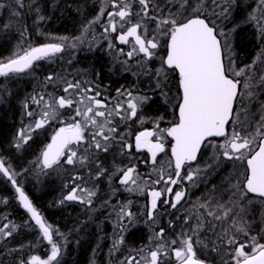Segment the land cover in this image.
<instances>
[{"label":"snow or ice","instance_id":"snow-or-ice-1","mask_svg":"<svg viewBox=\"0 0 264 264\" xmlns=\"http://www.w3.org/2000/svg\"><path fill=\"white\" fill-rule=\"evenodd\" d=\"M105 2L110 8L100 7L89 25L100 24L105 34H116L119 44L130 45L127 52L118 49L127 57L121 63L127 65L128 61L135 60L139 69L135 75L148 78L149 90L142 93L118 88L114 97L106 96L92 82L49 74L45 84L60 89L63 94L37 93L22 101L24 115L31 122L16 132L10 147L20 151L33 139V133L59 121L62 126L56 128L34 161L36 167L43 171L65 165L94 164L96 171L91 178L97 182L84 187L76 183L83 180L82 176H72L73 186L61 204L78 202L91 209L100 191L101 178H106L110 186L115 178L121 187H111L109 198L102 206L111 205L112 197L121 188L139 194L147 190L150 197L145 212L147 221L156 222L161 206L178 213L169 222V228L175 227V221L181 223V231L174 239H168L165 229L160 228L150 237L155 247L150 245L147 255H143L142 247L137 255H129L118 264H169L171 258L176 264H215L210 258L213 253L220 257V264H264V47L251 63L243 66L231 59L230 47L232 32L242 24L253 23L264 45V0ZM58 3L59 0H48L47 7L54 9ZM26 7L35 11V22L49 19L43 14L40 0H30L27 5L24 0H13L11 7L0 0V10L9 8L11 17L20 18ZM238 11L243 15L240 21H235ZM11 27V21L3 25L4 29ZM26 34L27 26L20 36L24 38ZM108 47L115 45L109 41ZM65 50L64 42L19 48L9 57H0V78L34 72L36 62L56 57ZM173 76L176 77L175 95L170 87ZM10 94L0 81V101ZM151 103L171 109L174 119L170 126H161L167 119L164 115L150 121L143 115L144 107ZM117 120L137 121L141 125L151 122L153 127L139 131L134 142L129 143L121 134ZM117 142L121 155L130 156L133 150L146 151L149 159L145 163L151 164L155 177L149 174L147 179L143 178L135 165L117 166L110 171L93 160L95 151L108 153ZM81 146H85L83 153L78 151ZM209 148L212 149L210 162L200 167L198 155L202 149ZM161 154L168 159L158 161ZM223 160L239 162L243 171L237 172L234 179L226 178L221 185H211L203 198L189 200L185 182L198 188L200 174L218 169ZM194 162L196 167L192 166ZM19 175L0 146V176L10 182L20 207L29 214V220L23 225L15 224L7 215L0 216V264H6V256L13 257L11 264H60L62 245L54 237L65 241L67 237L34 206L18 183ZM153 185L164 187L157 189ZM0 203L7 205L8 198H0ZM130 204L131 201H118L111 205L118 217L119 229L113 252L124 244L125 233L137 226L136 213L130 210ZM20 228L38 230V240L42 238L50 245L46 259L20 255L25 244L8 247Z\"/></svg>","mask_w":264,"mask_h":264},{"label":"trees","instance_id":"trees-1","mask_svg":"<svg viewBox=\"0 0 264 264\" xmlns=\"http://www.w3.org/2000/svg\"><path fill=\"white\" fill-rule=\"evenodd\" d=\"M2 2L9 5V7L13 6V0H2ZM47 2L48 0H40L43 14L49 17L44 22H35V11H31L27 7L22 10L23 15L20 18L11 17L9 8L0 10V57H9L14 51H18L19 48H27L29 45L35 46L50 43L55 39L61 41L59 39L61 37H68L67 41H62L67 43L71 39L82 36L84 45L75 52L76 57L71 60V63L63 59H60L57 63H49L47 60L39 61L35 66V71L30 72L32 73L30 80L24 79V77L27 78L26 75L28 73L10 79H1L3 86L7 87L11 93L3 96V100L0 101V146L3 148V154L14 170L17 172L22 171L20 172L21 175L17 177L18 183L28 193L45 220L67 237L66 247L63 252L65 259L60 264H118L119 261L129 255H137V250L142 247L145 249L143 255H147L148 247L150 245L155 247V244L150 240L155 231L164 228L168 239H174L176 233L181 231L180 221H175V227L169 228V222L173 221L174 216L178 215V213L167 209L166 206H161L156 222L152 223L147 221V216L145 215L147 205L144 193H130L120 190L112 197L111 205H116L118 201L120 203L131 201L129 207L132 212L136 213L138 223L136 227H131L125 233V242L119 246V251L113 252L112 245L118 238L119 229L117 228L118 217L112 206H102L103 202L109 198L107 193L111 191L107 180H105V183L98 182L100 191L98 197L94 199L91 209L78 202L65 201L63 204L60 203L63 196L73 186L72 176L80 175L85 179L84 176L87 175L89 177L88 183L85 181L84 184L81 180L76 182L84 187H91L94 183H97L91 178L96 171L95 165L92 164L85 167L65 165L59 169L41 171L34 163L40 154L37 152L38 148L50 140L51 129L62 126L59 121L53 122L46 130L33 133V139L20 151L10 147L16 132L31 122L30 118L24 115L22 101L37 93L55 92L57 95L63 94L60 89L45 84V78L49 74L64 76L67 73L66 77L69 79H81L86 82H92L98 85L99 90L106 96L114 97L116 89H118L122 81H125L128 89L142 93L149 90L147 77L139 76L138 79L133 76L129 77L131 72L137 73L139 71L137 67L129 68V72L125 71L124 68H121V65H114V59L112 58V60L106 52L100 53L94 50V44L89 43L93 39V33L91 32L96 27H98L96 30H102L99 25L88 27L89 21L97 16L98 8L102 1L92 6L90 4L91 0H59L54 9L47 7ZM248 2H252V0H248ZM24 3L27 5L30 0H24ZM242 15V12H236L234 20L240 21ZM9 21H11L12 27L4 29L3 25L9 23ZM25 26H27V34L22 38L20 32L24 30ZM231 26V24L227 25L228 28H231ZM152 27L151 22H149V28L151 29ZM243 27L244 24L232 32L231 38L237 37L238 48L243 51V54L249 55L253 47L254 34L242 29ZM86 29L89 30L88 36L90 38L82 34ZM89 45L93 49L88 50L87 46ZM128 49L130 50V46ZM66 52L67 50L62 54ZM125 57L123 55L122 59L124 60ZM140 80L139 85L134 87V84ZM5 81L7 82L5 83ZM143 81L146 84L145 88L143 87ZM174 81L175 76L172 77L170 85L173 95L176 94V81L175 83ZM32 107L39 111L35 105ZM144 108L143 115L146 118L151 119L157 115H164L169 123L174 119L171 109H165L160 103H151ZM117 123L121 134L125 135L127 142L133 143V137H128L127 135L130 136L132 131L138 130V122L131 121L126 124V122L117 120ZM148 126L153 127L151 122ZM80 148H84V146ZM89 151L95 150L90 149ZM96 153H99L97 158L95 157ZM164 159L167 160L168 157L165 156ZM93 160L102 163L109 170L117 166L125 167L131 165L138 166L142 170L141 163L140 165H136L137 163L133 164L134 158L132 156L120 154L118 142L113 144L108 153L95 151ZM203 166L204 164L201 165V167ZM227 166V164L220 166L217 178L213 176L206 177L204 182L207 181L208 185L205 187L199 186L196 193H193V189L190 188L189 200L194 202L198 198L197 196L203 198L204 195L201 193L203 188L207 190L211 185H221L231 174L235 177L232 170ZM150 167L152 168L151 165ZM24 169H27V171H24ZM212 170L208 169V172H212ZM237 172L238 170H236ZM151 174L155 177V173ZM113 182H115V178ZM187 185L189 183L187 182L186 184L185 182L184 187L189 188ZM4 197L8 198V204L0 203V216L7 215L9 220L17 225H23L25 221L29 220V214L20 207L19 201L16 199L14 188L6 178L0 176V198ZM38 236V230L20 228L15 234V239L9 241L8 247L25 244L26 247L20 255L29 257L38 254L46 257L48 253L47 243L42 238L38 240ZM197 247L199 248L198 245ZM210 258L215 264H220V257L216 256V254L213 253ZM12 259V256H6V264H11ZM169 264H176L175 259L171 258Z\"/></svg>","mask_w":264,"mask_h":264},{"label":"rangeland","instance_id":"rangeland-1","mask_svg":"<svg viewBox=\"0 0 264 264\" xmlns=\"http://www.w3.org/2000/svg\"><path fill=\"white\" fill-rule=\"evenodd\" d=\"M100 1H102V3H104V4H102L101 3V5H100V7H106V8H110V6L108 5V4H106V2H105V0H91V2H90V4L92 5V6H95V5H97V3H99ZM99 7V8H100ZM99 8H98V10H99ZM95 18V17H94ZM97 25H99L100 26V28L102 29V27H101V25L100 24H95V27L97 26ZM93 25H89L88 24V27H92ZM86 28V27H85ZM96 28H98V27H96ZM96 28L94 29V31L93 32H91V33H93V36H92V41H90L89 43H91V44H94L93 45V47H94V50H96V51H99L100 53H103V52H106L110 57H111V59L114 61V65H123L121 62L122 61H124V60H126L127 59V57H125L124 58V60L122 59V57H123V55L118 51V49H120V48H123L124 49V51L125 52H127V51H129V49H128V47L130 46V45H121V44H119V42L115 39V36H116V34L115 33H110V34H105L104 32H103V29L102 30H96ZM88 33H89V30L88 29H86V30H84V33H82V34H84L86 37H88V38H90L89 36H88ZM107 36V38H105ZM230 40H232V38L230 37ZM109 41H111L114 45H115V47L114 48H109L108 47V44H109ZM60 42H62V41H58V39H55V40H53V41H51V43H60ZM66 44V50H67V52L65 53V54H58L56 57H52V58H49V59H47V62H49V63H57L60 59H63L64 61H68V62H70L71 63V60L73 59V58H75L76 57V51L78 50V48H82L83 47V45H84V40L82 39V36H80V38H76V39H71V40H69L67 43H65ZM70 44H75L76 46L74 47V48H72V47H67V45H70ZM93 47L92 46H87V49L88 50H91V49H93ZM117 59V60H116ZM70 63H68V64H70ZM131 62L130 61H128V64H130ZM132 64V63H131ZM134 66H136L137 68H138V66L136 65V62H135V65ZM121 68H124L125 69V67L123 66V67H121ZM128 72H129V70H128ZM34 74V73H33ZM66 75H67V73L66 74H64V76L66 77ZM27 78H25L24 77V79L25 80H30L31 78H32V73H28L27 75ZM69 79V78H68ZM7 81H5V83H6ZM148 123H150V122H148ZM147 123H145V124H143V125H139V127H143V128H146L147 126ZM162 127H168V126H170V123L169 122H167V120H165V122H163L162 123V125H161ZM56 128H58V127H56ZM56 128H52L51 129V132H50V138H51V135L53 134V132L56 130ZM41 133V132H40ZM50 142V140L47 142V143H49ZM46 143V144H47ZM168 143L170 144L171 143V140H170V138H169V140H168ZM46 144H44V145H42L41 147H39L38 148V151L37 152H41V150L44 148V146L46 145ZM28 145V144H27ZM26 146V145H25ZM82 147V146H81ZM85 147V146H84ZM208 150H212V149H208ZM78 151H80L81 153H83V151H84V148H79V150ZM36 152V153H37ZM34 154V153H33ZM98 154L99 153H96V158H97V156H98ZM162 155H164V154H162ZM201 156H202V159H200V161H199V158H201ZM201 156H199L198 157V164H199V166L201 167V165L202 164H205V162H210V157L212 156V153L210 154V156H208V157H206V155H201ZM95 158V159H96ZM163 159V160H162ZM160 161H166L164 158H162ZM196 164L194 165V166H197V162H195ZM224 164H227L228 166V168H230L231 170H232V172H233V174L234 175H236V170H238V172H242L243 171V167H242V165H240V163L239 162H235V163H233L232 161H223V163H221V166H223ZM122 167V166H121ZM220 168V167H219ZM219 168L218 169H216V170H212V172H208L207 171V173H201L200 174V176H199V178H198V183L200 184V186H206V185H208V182L206 181V182H204L205 181V178L206 177H208V176H210V177H214V178H217V173L219 172ZM236 169V170H235ZM19 172H22V171H19ZM151 173H152V169H151V171H150ZM216 172V173H215ZM20 176V175H19ZM142 176V175H141ZM221 176V175H220ZM85 177V179H83V180H81V182L83 181V182H85L86 181V183H88V180H89V178L85 175L84 176ZM229 178H235V177H233L232 176V174H231V176L229 177ZM189 188H192V187H190V185H187ZM192 189H196V188H192ZM205 188H203V190L201 191V193L204 195L205 193H206V191L207 190H205ZM202 194H200V195H202ZM197 197H199V196H197ZM196 197V198H197ZM201 198V197H200ZM61 232V231H60ZM61 233H63V232H61ZM54 239H56L61 245H62V253H61V256L59 257V259H60V263H63V261H64V259H65V257L63 256V252H64V248L66 247L65 245V240H63V239H61V237H59V236H55V238ZM50 247V246H49ZM50 254V249L48 250V253H47V255H49ZM47 258V257H46Z\"/></svg>","mask_w":264,"mask_h":264},{"label":"flooded vegetation","instance_id":"flooded-vegetation-1","mask_svg":"<svg viewBox=\"0 0 264 264\" xmlns=\"http://www.w3.org/2000/svg\"><path fill=\"white\" fill-rule=\"evenodd\" d=\"M242 29L248 30L251 33H253L254 34V41H253V47L251 49V53L249 55H246V54H243V51L238 48V46H237V37H234V38H232V40H230V47H231V50H232L231 59H233L238 66H243L245 64L251 63L252 60L258 55V53L260 52L261 48L264 47V45H262L260 43L259 39H258V30H257V27L255 26L254 23L253 24H244V27ZM130 62L132 64L130 63V64H127V65H122V67L124 66L125 68H128V69L129 68H135L136 67V66H134L135 65V60H131ZM130 76H133V77H135L137 79L139 78V76L135 75L134 72H131V74L129 75V77ZM0 81H1V78H0ZM175 81H176V77H175ZM175 81H174V83H175ZM140 82H141V80L138 81L137 83H135L134 86L139 85ZM126 87L127 86H126L125 81H122L121 85L118 86V88H126ZM143 87L144 88L146 87V84H145L144 81H143ZM149 121H150V119H149ZM130 122L131 121H127L126 124H128ZM138 125H140V124L138 123ZM148 125H149V123H147V125H146L147 127L146 128L151 129L152 127H149ZM137 129H138L137 131H132L130 133V136L129 135H127V136L128 137H133V140H134L135 134L138 133L139 131L144 130L145 128L138 127ZM211 153H212V150H208V149L204 150L203 149V151L201 152V155H206V157H208V156H210ZM130 156H132L134 158L133 164L134 163H137L136 165H140V163H141L142 170H140V168L138 166H136L137 171L142 175L143 178L147 179V177L149 176V174H151L150 171L152 169L150 167V165H151L150 163H145V161H147L149 159V154L146 151H143V152H135V150H133V153ZM164 157H165V155H162L161 154V156L158 157V161H160ZM200 159H202V156H201V158H199V160ZM195 164L196 163L194 162L192 166L193 167H196V166H194ZM115 168L113 167L110 170H114ZM105 180H107V179L106 178H101V180L99 182L105 183ZM84 184H85V182H84ZM186 184H187V182H186ZM108 187H110V188L111 187L120 188L121 186L118 183L113 182L112 185L111 186H108ZM153 187L159 189V188H162V185H153ZM121 190H123V189L121 188ZM196 192H197V188L196 189H193V193H196ZM144 196H145V198H144L145 199V203H146V205H148L149 202H150V197L147 195V190L145 191ZM49 246L50 245H48V244L46 245L47 250L50 249Z\"/></svg>","mask_w":264,"mask_h":264},{"label":"bare ground","instance_id":"bare-ground-1","mask_svg":"<svg viewBox=\"0 0 264 264\" xmlns=\"http://www.w3.org/2000/svg\"><path fill=\"white\" fill-rule=\"evenodd\" d=\"M54 189H55V188H54ZM109 193H110V192L107 193V196H109ZM30 199H31V198H30ZM57 212H58V211H57V209H56V213H57ZM53 214L55 215V213H53ZM57 214H58V213H57ZM99 228H100V227H99ZM99 228H98V229H99ZM99 230H100V229H99ZM100 231H101V230H100Z\"/></svg>","mask_w":264,"mask_h":264},{"label":"water","instance_id":"water-1","mask_svg":"<svg viewBox=\"0 0 264 264\" xmlns=\"http://www.w3.org/2000/svg\"><path fill=\"white\" fill-rule=\"evenodd\" d=\"M37 46H39V45H37ZM25 193L27 194V192L25 191ZM28 195V194H27ZM29 196V195H28ZM30 198V197H29Z\"/></svg>","mask_w":264,"mask_h":264}]
</instances>
